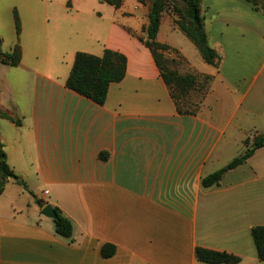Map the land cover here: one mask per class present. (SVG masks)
Masks as SVG:
<instances>
[{
  "label": "crops",
  "instance_id": "1",
  "mask_svg": "<svg viewBox=\"0 0 264 264\" xmlns=\"http://www.w3.org/2000/svg\"><path fill=\"white\" fill-rule=\"evenodd\" d=\"M51 1L39 0L41 14L18 13L22 61L0 65V110L20 125L0 116V137L8 165L72 221L74 240L56 235L38 207L25 220L1 204L0 264H207L197 248L264 264L252 237L264 225V148L219 185L202 186L244 153L246 139L264 133V12L245 0H204L210 45L223 57L218 67L203 60L197 68L188 56L193 42L162 18L157 41L192 74L212 77L197 114L184 115L141 41L149 5L59 0L51 12ZM128 11L134 16H123ZM13 18V33L0 32L9 51L17 43ZM106 49L128 64L101 106L66 83L77 52L100 57ZM106 244L116 247L111 258L101 255Z\"/></svg>",
  "mask_w": 264,
  "mask_h": 264
},
{
  "label": "trees",
  "instance_id": "2",
  "mask_svg": "<svg viewBox=\"0 0 264 264\" xmlns=\"http://www.w3.org/2000/svg\"><path fill=\"white\" fill-rule=\"evenodd\" d=\"M120 8L124 0H99ZM187 8L188 22L179 21L177 24L181 31L190 39L198 49L203 60L212 66L218 67L223 57L215 50L209 42L208 33L205 26V19L201 14V0H182ZM257 12H264V0H245ZM144 5L150 4L148 13L149 23L144 31L146 39L141 40L150 50L157 67L160 70L161 77L170 90V94L176 105L179 114L195 115L200 109V105H196L191 109V105L187 104L190 93L197 87L199 83V75L187 74L182 75L177 70L168 66L166 53L171 50L168 45L161 44L157 41V36L161 27L163 15L178 11L174 3L169 0H141ZM15 27L17 34V43L9 51H3V40L0 37V64L17 67L22 61V49L19 44L21 34V21L17 10H14ZM127 57L110 49H106L102 56H96L85 52H77L75 61L67 80L68 89L78 93L84 98L98 104L104 105L107 99L108 91L112 83H120L124 80L127 72ZM207 80L212 77L205 76ZM0 116L4 119L15 122L20 125L19 121L4 111L0 110ZM245 151L240 156L232 160L228 165L210 174L202 179L204 188H211L220 184L226 173L245 164L248 159L255 153L264 148V133L254 135L245 141ZM103 159V155L100 156ZM28 190L25 180L18 176L8 165L7 155L0 137V195L6 189V184L10 181ZM33 194V193H32ZM39 208L43 209L48 203L42 199L36 201ZM56 217L53 219L55 234L64 240L73 242L74 226L70 219L63 215L58 207H53ZM252 237L256 246L258 258L264 262V225L256 226L252 229ZM116 253L114 245L106 244L101 249V255L104 258H111ZM196 257L200 262L207 264H238L240 258L220 251H213L204 248L196 249Z\"/></svg>",
  "mask_w": 264,
  "mask_h": 264
},
{
  "label": "rangeland",
  "instance_id": "3",
  "mask_svg": "<svg viewBox=\"0 0 264 264\" xmlns=\"http://www.w3.org/2000/svg\"><path fill=\"white\" fill-rule=\"evenodd\" d=\"M59 1V0H52L50 3L51 6V12H54L55 9L57 10V6L55 3ZM95 1V0H93ZM172 3H174L175 7L177 8L178 11L175 12H171V13H166L163 15V18H165L166 20H170L172 19L175 25H178L177 23L179 21H183V22H188V14H187V8L186 5L184 4V2L182 0H169ZM97 3H100L99 5H103L104 7H109L111 9H113L114 7L111 5H108L106 3H102L99 0H96ZM204 0H201V14L202 16L205 18L206 17V10L204 9V5H203ZM69 4V3H68ZM86 4L89 7L90 5H92V0H86ZM40 5V6H39ZM149 5V10H150V4ZM33 7H38V11L41 14L42 12H44V8L43 5L39 2V0H0V32L4 35H8L9 32L13 33L14 31V18H13V14H14V10L16 9L18 11L19 14H23L24 18L29 16V14L31 13L30 8ZM52 7H53V11H52ZM21 12V13H20ZM103 16H108V12L106 10H103ZM123 16H125L126 18H131L133 17V13L132 12H125L123 14ZM103 17V18H104ZM148 18V15H147ZM99 22L103 25L104 27V33H106L105 31L108 28V19L104 18V19H98ZM149 21V19H148ZM189 41V40H188ZM189 43L192 45L191 50L193 52H189L188 56L191 60V62L197 67L200 68V64L203 63V59L199 53V51L197 50V48L194 46L193 43H191L189 41ZM10 45V43H9ZM9 45L7 44H3V51L8 52L9 51ZM47 53H45V49L42 47V53L38 52V55L44 59ZM166 59L168 61V66L171 69H175L177 70L180 74L182 75H187V74H192L190 71V69H188L186 67V63L183 62V58L176 53L174 50H169L166 53ZM2 65V64H0ZM190 72V73H189ZM211 80H207L205 78V76H201L199 75V83L197 85V87L190 93L187 104L191 105V109H194L196 107V105H200V103L204 102V99L207 97L209 91H210V86H211ZM202 106V105H201ZM200 106V107H201ZM27 183V182H26ZM29 183H27L28 185ZM7 193L5 194L6 196H4L2 198V200H0V205H7L9 206V209L11 210V208L13 207L15 209V211L17 210V212H19L20 210L23 211L22 215L23 217H19L22 219H32L33 217L31 216L33 213H35L34 211L36 210V207L39 208L38 204L36 203V201L39 199V197L37 195H35L29 188L28 185V190L23 189L21 186L17 185L13 182H11L8 186H7ZM47 192V191H45ZM33 193V194H32ZM41 211L42 209L39 208ZM43 217V216H41ZM54 224V222H53Z\"/></svg>",
  "mask_w": 264,
  "mask_h": 264
},
{
  "label": "water",
  "instance_id": "4",
  "mask_svg": "<svg viewBox=\"0 0 264 264\" xmlns=\"http://www.w3.org/2000/svg\"><path fill=\"white\" fill-rule=\"evenodd\" d=\"M41 215L48 219H55L56 212L51 204H47L42 210Z\"/></svg>",
  "mask_w": 264,
  "mask_h": 264
}]
</instances>
